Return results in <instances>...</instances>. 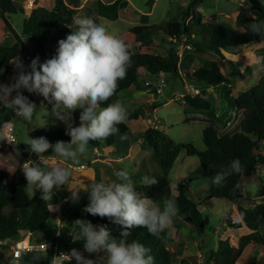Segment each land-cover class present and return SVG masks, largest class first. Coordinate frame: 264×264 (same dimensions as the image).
<instances>
[{"label":"trees","instance_id":"1","mask_svg":"<svg viewBox=\"0 0 264 264\" xmlns=\"http://www.w3.org/2000/svg\"><path fill=\"white\" fill-rule=\"evenodd\" d=\"M100 10L109 9L113 14L112 20H116L118 8H125V0L114 1L111 5H104L98 0ZM252 4V7L259 12L262 11V5L257 0H246ZM203 0H194L184 14L182 21H168L162 25H147L148 18L142 17L143 25H137L131 29L136 42L152 48L156 46L155 35L162 33L164 39L169 40L170 48L165 56L135 53L130 44L122 38L128 45L132 53V64L127 70L126 78L119 81L116 94L108 102L102 104L106 107L107 103H112L119 99L120 94L137 86L139 75L145 72L149 77H156L161 74L183 76L190 85L198 84L201 93L198 95H186L183 99L189 106L202 113H208L211 118L210 125L203 131V139L206 150L197 149L191 143H176L168 135L160 132L158 129L149 128L143 135V143L152 150L153 163L159 171L153 175L159 183L151 188L146 187L141 181L134 185L136 191L142 196L149 197L159 204L166 199L175 200L179 215L184 216L202 235L204 233L205 221L202 214V205L196 203L188 195V187L180 185L177 189L178 195L173 196L172 183L170 175L174 166L182 153L189 157L199 160L203 173L212 178L222 167L236 158L241 161L245 169L240 174H233L226 181L223 187L212 185L210 189V198L224 199L231 203L240 215V221L231 222L229 227L234 230L247 228V233L242 235L238 241V246H233L228 240L220 241L218 249L211 251L207 255L208 264H237L243 256L245 250L251 246H260L264 249V233L260 231V222L264 220V187L259 192V197L263 199L262 203L254 208L246 209L242 206L244 200V188L240 184L245 174H252L258 168L264 167V152L261 143L264 142V75L258 84L251 89L240 93L237 97L233 96V81L221 72L218 63H214L211 68L200 67L195 69L197 57H204L206 54H215L221 60H225L223 52H232L235 48L246 47L260 41L258 35H253L247 31L248 25L252 23L253 16L241 12L237 15L234 25L221 23L217 21H205L203 14L198 10ZM151 4L152 9V2ZM120 5V6H119ZM19 12L24 14V10L18 8L13 0H0V19L4 27L10 33L0 44V83L9 84L11 81V61L16 56L28 53L26 40L29 38L34 44V50L37 53H44L47 46L55 39H65L71 33L73 18L77 11L68 6L64 0H56L53 10L44 7H37L30 16H27L23 22L22 32L18 33L9 21L10 15H16ZM181 49V52H180ZM264 68V57L261 61ZM194 69V71H192ZM231 75L235 78L242 77V71L236 63L230 65ZM182 77V78H183ZM218 90L226 104L237 112H233V117L237 119L239 128L232 130L231 120L225 117V114H219L212 107L210 100L207 99V92ZM26 92V90L24 91ZM23 92V94H24ZM213 95V92H211ZM15 95V93H13ZM48 110L52 113V104L48 103ZM128 120H138L141 117L139 111H128ZM240 113L243 115L241 120ZM17 117L11 109L3 107L0 103V136L1 129ZM211 121H216L211 124ZM229 128L228 132H221L218 126ZM119 134L107 138L105 141H90L93 149L103 147H113L116 143V137L126 135L129 131L125 123L118 125ZM64 129L54 125H44L36 128L31 133V138L45 137L51 143L58 140L70 141V137L65 134ZM4 151L2 141L0 140V152ZM45 156L52 155L49 149ZM22 163L24 165L27 154L23 153ZM157 173V175H155ZM147 175H142L145 177ZM149 176V173H148ZM20 172L12 174L10 171L0 170V241L15 243L20 237V233L29 232L31 234L41 235L46 240L55 241L62 252H70L73 248L81 254L93 257L96 264H102L101 259L105 253L89 254L84 250L83 241L66 240L63 238V229L59 237H56L55 231L50 225L51 212L49 203L41 200V193L37 191L35 195L23 187L19 179ZM132 180L134 176H132ZM73 182L70 178L69 183ZM66 186H61L55 192L61 191ZM88 200V193L86 199ZM89 201V200H88ZM28 211V218L22 217V213ZM71 214V212H70ZM76 216H83L77 214ZM176 216V217H177ZM175 219V218H174ZM86 220H90L94 225H107L111 227L113 237L119 238L122 226L112 223L107 218L91 216L86 213ZM62 219V228H63ZM68 225L70 221H67ZM75 239H79V234ZM137 240L151 249V255L155 257V264H173L174 254L168 249L169 241L168 228L159 236H153L148 233L146 228L132 229V236L129 241ZM35 254V253H34ZM28 254L23 257L20 264H34L33 255ZM48 259H41L39 264H49ZM6 264H11V256H4L0 250V260ZM182 264H188L183 261ZM264 264V260H263Z\"/></svg>","mask_w":264,"mask_h":264},{"label":"rangeland","instance_id":"2","mask_svg":"<svg viewBox=\"0 0 264 264\" xmlns=\"http://www.w3.org/2000/svg\"><path fill=\"white\" fill-rule=\"evenodd\" d=\"M47 0H39L43 2ZM73 5H78L84 0H68ZM130 5L127 9L121 12V18L118 21L106 20L100 18L98 23H103L110 30L116 31L122 38H124L131 46L135 53H148L165 56L170 48L169 40L164 39L162 33H157L154 37L156 39V46L149 48L139 45L135 37L131 33V29L137 25H143L142 17L146 16L147 25H162L168 21H182L184 14L189 9V6L194 0H128ZM262 5V11L259 12L252 7V4L246 0H203L198 10L203 14L205 21H217L234 25L237 15L241 12L256 16L259 20L264 21V0H257ZM18 8L24 10V14L19 12L16 15H10L9 21L14 29L22 32L23 22L26 19L25 13L31 14L27 11L25 3L22 0H13ZM93 0H88L84 4L89 9L94 8ZM152 2V9L151 4ZM96 5V4H95ZM94 12L97 11L95 7ZM91 10L84 11L81 16L91 17ZM10 36L2 20L0 19V44L6 37ZM58 41V40H57ZM51 45V44H50ZM28 54L33 58L39 56L40 62L45 61V52H51L52 46H47L44 53L35 52L34 44L31 39L26 40ZM58 45L55 47V53ZM181 52V49H180ZM225 52V51H224ZM231 52H225V60H221L215 54H206L204 57H197L200 60L198 68L205 67L211 68L214 63H218L221 72L233 81V96L237 97L240 93L255 87L261 77L264 75V68L261 61L264 57V43L259 41L252 46L235 48ZM236 63L237 67L242 71V77H233L231 75L230 63ZM31 62V61H30ZM29 62V64H30ZM195 65V64H194ZM196 67V69H197ZM14 68V67H13ZM14 70V69H13ZM15 73V72H14ZM11 73V80L15 76ZM145 72L140 73L138 84L141 88L136 89L133 86L131 91H124L120 94L119 99L128 109V111H139L141 117L138 120H128L125 124L128 126L130 134L121 135L126 136V139H121V136L116 137V143L112 148L101 146L102 152L110 149L114 156L116 152L119 158H122L130 148L135 147L131 153V157L124 159L117 165L120 170H127L131 176H134L133 181H141L142 175L153 177L152 174L158 172V167L153 163L152 154L153 150L146 144L142 145L138 142H143V131H147L152 125L158 128L160 132L165 133L176 143H191L199 150H206V145L203 139V131L210 125L211 118L208 113H202L199 110L189 106L183 99L180 98L181 94L186 93V88L191 89V85L186 82V79L181 76L165 75L162 77H145ZM163 78V83L161 79ZM166 79V80H165ZM146 82H150L155 86L161 88L162 95L158 96L156 91L147 88ZM195 88H199L196 84ZM213 90V89H211ZM213 92V95L211 94ZM29 100L36 104V113L33 115L32 121L27 122L19 117H15L12 124L15 128V135L17 137V144L13 147H4V151L0 152V170L10 171L12 174L20 172V181L23 187H26L27 181L24 177L21 167H23L22 159L23 153L27 154V159H36V162L45 169H50L53 166L70 167L73 172L74 181L69 183L68 187L71 189L81 188L79 192L80 199L78 202H73L71 199V192L66 186L63 191L58 192L60 200L67 199L66 203L60 207L57 199L54 197L50 203L51 221L50 225L55 231L58 228L59 220L63 221V238L66 240H73L79 234L78 229L73 227V222L77 219H86V212L83 211L84 207L89 203L86 199L87 192L82 188L88 185L84 180V176L94 177L97 169H103V165L94 163L96 158L94 149L89 145L87 156L82 158L81 164L75 165L71 161H66L63 158L56 156H46L44 165L40 162L39 157L35 153L29 151V146L25 143L34 129L44 125H54L66 130L65 124L57 120L54 115L48 110V101L40 95L30 94L24 92ZM206 98L216 112L225 114L226 118L231 120L232 130H238V122L233 117L234 110L231 109L226 102L222 99L218 90L208 91ZM155 107V109L153 108ZM237 114V112H234ZM80 110L73 113L74 126L79 125ZM240 113V119L242 118ZM148 120L152 121V125ZM216 121H211V124ZM150 125V126H149ZM221 132H228L230 129L225 126L216 125ZM149 127V128H148ZM148 128V129H147ZM264 152V142L261 143ZM19 152V155L17 154ZM84 166L81 169V166ZM109 169V168H108ZM114 174L115 169H111ZM102 173V171H100ZM157 175V173L155 174ZM97 177L98 181L101 179ZM116 178V177H115ZM88 179V178H87ZM90 179V178H89ZM172 183L173 196L178 195L177 189L180 185L188 187V195L198 204L202 205V214L205 221L204 233L201 235L196 228L184 216L179 215L173 219L172 224L168 227L169 241L167 244L168 249L174 254L173 264H182L187 261L188 264H208L207 255L211 251L217 250L220 241L228 240L232 245H238L240 237L246 234L247 228L241 230H234L229 227L231 222L235 223L240 221V215L236 208L224 199L210 198V189L213 185L212 178L207 177L200 166L199 160L194 157H189L186 153H182L178 158L174 169L170 175ZM95 181V179H94ZM240 184L244 188V200L242 206L246 209L254 208L257 204L262 203L263 199L259 197V192L264 187V167L258 168L252 174H245ZM28 191V190H27ZM32 196L33 193L29 192ZM68 203L70 204L68 206ZM163 208V203L160 204ZM66 208L71 209V214H68ZM77 214L83 216H76ZM28 211L22 213V217L27 219ZM70 221L68 225L67 221ZM60 224V223H59ZM112 231L111 227H108ZM260 231L264 233V220L260 222ZM21 236L25 233L22 231ZM38 238V234H35ZM4 256H8V251L4 248ZM264 249L260 246H249L244 252L241 259L237 264H263Z\"/></svg>","mask_w":264,"mask_h":264},{"label":"clouds","instance_id":"3","mask_svg":"<svg viewBox=\"0 0 264 264\" xmlns=\"http://www.w3.org/2000/svg\"><path fill=\"white\" fill-rule=\"evenodd\" d=\"M73 24L75 30L71 29L65 39L58 41L56 54L52 58L41 63L37 56L25 67L22 59L16 56L9 61L14 65L16 73L13 82L0 83V103L20 119L31 122L36 113V104L23 94L26 90L30 94L42 96L52 104V114L65 124L69 142L58 140L53 144L43 136L29 137L23 142L43 165L46 157L44 154L49 149L52 151L49 156L63 158L75 165L81 164L82 158L87 156L89 142L105 141L110 136L118 135V125L125 123L129 116L127 107L120 100L101 107L116 94L119 81L126 78L132 64L129 45L116 31L91 17L76 16ZM247 31L258 35L261 38L259 43H264V21L253 16ZM147 83L150 82L145 85ZM191 87L201 93L200 86ZM78 109L79 125L74 126L73 113ZM149 123L152 125L151 120H148ZM154 127L152 125L153 129H158ZM3 139L0 136V140ZM121 139H126V136H121ZM21 169L27 181L25 189L32 192L33 196L39 191L41 200L46 204L52 201L54 190L61 186L68 187L73 175L70 167L53 166L46 170L33 160L25 161ZM244 171L239 158L233 159L212 177V183L223 187L230 176ZM114 176L115 180L91 182L82 188L88 193L89 200L83 211L122 226L119 238L112 236L107 225H94L90 220L77 219L73 227L78 229L79 239L74 241H83L84 250L89 254L105 253L100 258L102 264H155V257L150 254L149 247L135 239L129 241L132 229L146 228L149 234L159 236L172 224L179 212L178 206L175 200L166 199L161 208L156 201L139 194L127 170H116ZM141 183L151 188L158 185L159 181L145 176ZM68 189L72 201L78 202L81 188ZM44 247V253L33 255L34 264H39L41 259H48V246L45 244ZM73 259L76 264H96L75 248L70 253L62 252L51 257L49 264H71Z\"/></svg>","mask_w":264,"mask_h":264},{"label":"built area","instance_id":"4","mask_svg":"<svg viewBox=\"0 0 264 264\" xmlns=\"http://www.w3.org/2000/svg\"><path fill=\"white\" fill-rule=\"evenodd\" d=\"M37 4H38V0H27L25 7L27 8V11H33L34 9L37 8ZM19 57L22 59L25 67H27V65H29V62L32 60V57L28 53H25ZM45 57L49 59L53 57V55L49 52H46ZM161 83H163V81H161ZM146 86H148L150 89L156 90L157 95L159 96L162 95V91L158 86H155L152 84L150 85V83H147ZM190 94L197 95L199 94V91L194 90V89H187L185 94L180 95V98L184 99L186 95H190ZM1 136L4 137V139L1 140L2 145L4 147H13L18 142L17 137L15 135V128L11 122L7 123L1 129ZM83 168L84 166H82V169ZM61 229H62V224L60 223L58 225L57 230H55L56 237L60 236V234L57 235V232L59 231V233H61ZM24 233L25 234L23 236H21L20 234V237L15 243H11L10 241H7V242L0 241V250H2L3 253H5L4 248L8 251L9 255L11 256V264H19L21 260L23 259V257L28 254L44 253L45 244L48 246L47 255H50V257L58 256L60 253H62L60 247L55 241H49V240L44 239L43 237L36 238L35 234H31L29 232L27 233L24 232ZM63 253L67 254L70 252H63ZM82 255L85 258L91 259L94 261L93 257L90 258V255H86V254H82ZM97 258L100 259L101 257L97 256ZM0 264H6V262L2 259L0 260ZM65 264H67V262H65ZM71 264H76L75 259L71 261Z\"/></svg>","mask_w":264,"mask_h":264},{"label":"crops","instance_id":"5","mask_svg":"<svg viewBox=\"0 0 264 264\" xmlns=\"http://www.w3.org/2000/svg\"><path fill=\"white\" fill-rule=\"evenodd\" d=\"M25 4H26V1L27 0H22ZM65 1V3L68 5V6H70L71 8H73V9H75L76 11H77V15L76 16H81L80 14H82V13H84V11H90L91 10V16H92V18L95 20V21H100V18H103V19H106V20H112V17H113V14L114 13H112L111 12V10H109V9H103V10H100L99 9V6H98V0H93V1H95L94 3L96 4H94V8L92 9V8H88L87 6H85L84 4L86 3V1H88V0H84V2L83 3H81V4H78V5H73L72 3H70L68 0H64ZM104 5H111V4H113L114 3V1H111V0H105V1H101ZM125 2H127V5L125 6V8L124 9H122V7H120V8H118V10H117V13H118V16H117V18H116V20H112V21H118L120 18H121V12L122 11H124L125 9H127L128 7H129V5H130V3H129V1L128 0H125ZM14 4H16V3H14ZM17 5V4H16ZM55 5H56V0H47V2L46 1H43V2H39V0H38V7H44V8H46V9H49V10H53L54 8H55ZM120 6V5H119ZM95 7L97 8V11H93V10H95ZM25 15L26 16H30V14L28 13H25ZM72 28L75 30V25L72 23ZM58 39H55L54 41H52L50 44H49V46H52L51 47V52H49V51H47V52H49V53H51L53 56L56 54L54 51H55V47L58 45V41H57ZM140 45V44H139ZM252 46V45H251ZM225 52H223V54H224ZM231 53H233V52H231ZM224 57H225V55H224ZM52 58V57H51ZM50 59V58H49ZM45 60H47V58H45ZM199 59L198 60H196L195 61V69H196V67L198 66V63H199ZM11 66V73L13 72L14 73V66L11 64L10 65ZM197 69H198V67H197ZM192 71H194V69L192 70ZM14 74H16V73H14ZM146 74V73H145ZM145 77H147V75H145ZM148 79V78H147ZM12 81V80H11ZM136 89H140L141 87L138 85L137 87H135ZM130 91L132 90L131 88L129 89ZM128 91V90H127ZM154 109H155V107H153ZM149 128V127H148ZM147 128V129H148ZM144 133H145V131H143ZM143 133V134H144ZM128 134H130V131H128ZM139 144H141L142 143V145H144L143 144V142L141 141V142H138ZM109 148H112V147H109ZM106 149V150H104L103 152H102V150L103 149H105V148H103L102 150L101 149H94V154H96V158L93 160V162L94 163H99V164H101V165H103V169H97V172L98 173H95V176L94 177H85L84 176V180L86 181V183H88V185L89 184H91V182H96V180L98 181V179H96L97 177H100V174H101V179L99 180V181H105V182H108V181H110V180H115L116 178H115V176H114V174H112V172H111V170H110V168L112 169H115V170H120V168L117 166V165H115V164H119L120 162H122L124 159H127L128 157H131V153L133 152V151H131L132 149L134 150V148L135 147H133L132 148V146H130V148L128 149V151H127V153L122 157V158H119L118 157V155H117V153L115 152L114 153V156H112V155H107V154H113L111 151H110V149ZM33 160H35V162H36V159L35 158H33ZM83 166V165H82ZM82 166L80 167L81 169H82ZM109 168V169H108ZM100 171H102V173H100ZM73 178V177H72ZM90 178V179H89ZM94 179H95V181H94ZM73 181H74V179H73ZM64 190V189H63ZM63 190H61V191H63ZM58 192H60V191H58ZM58 192H55L54 193V197L57 199V201H58V204H59V206L60 207H62L65 203H66V200L67 199H63V200H60V198H59V196H58ZM86 195V194H85ZM70 204L68 203V206H69ZM49 206H50V203H49ZM66 211H67V213L68 214H70V212L72 211L71 209H69V208H66ZM63 219V218H62ZM61 219L59 220V223H61ZM59 223H58V225H59ZM27 233V232H26ZM38 237H41V235H38ZM233 246H235V247H237L236 245H233ZM251 246V245H250ZM247 250V249H246ZM245 250V251H246ZM20 264V263H19Z\"/></svg>","mask_w":264,"mask_h":264},{"label":"water","instance_id":"6","mask_svg":"<svg viewBox=\"0 0 264 264\" xmlns=\"http://www.w3.org/2000/svg\"><path fill=\"white\" fill-rule=\"evenodd\" d=\"M230 64L232 63V62H229Z\"/></svg>","mask_w":264,"mask_h":264}]
</instances>
